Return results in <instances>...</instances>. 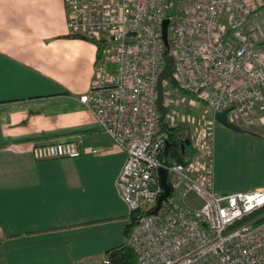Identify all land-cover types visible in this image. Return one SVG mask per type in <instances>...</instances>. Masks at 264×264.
I'll list each match as a JSON object with an SVG mask.
<instances>
[{"label":"built area","instance_id":"2783aa9c","mask_svg":"<svg viewBox=\"0 0 264 264\" xmlns=\"http://www.w3.org/2000/svg\"><path fill=\"white\" fill-rule=\"evenodd\" d=\"M63 1L68 29L97 48L80 100L126 152L116 184L131 212L127 242L137 264H264V186L217 192L212 174L213 113L228 108L238 126L264 118L262 0ZM166 51L177 84L212 111L194 128L186 161L163 153L157 87ZM172 119L168 110L166 121L177 126ZM33 152L65 156L81 147L75 138L35 144ZM160 166L170 190L153 212ZM71 264L112 262L103 254Z\"/></svg>","mask_w":264,"mask_h":264},{"label":"crops","instance_id":"0c3cea01","mask_svg":"<svg viewBox=\"0 0 264 264\" xmlns=\"http://www.w3.org/2000/svg\"><path fill=\"white\" fill-rule=\"evenodd\" d=\"M67 28L63 0H0L3 264H71L127 240L131 212L116 184L126 152L80 100L97 48ZM261 118L240 130L213 122L217 192L264 186ZM75 138L78 154L34 155L35 144Z\"/></svg>","mask_w":264,"mask_h":264},{"label":"trees","instance_id":"16d2710c","mask_svg":"<svg viewBox=\"0 0 264 264\" xmlns=\"http://www.w3.org/2000/svg\"><path fill=\"white\" fill-rule=\"evenodd\" d=\"M77 35V34H75ZM164 67L159 75L158 81V98H157V105L159 110V115L161 118L160 125L161 129L166 132L169 137L170 145L168 149V155L170 158L179 161H186L189 157H184L180 153L179 146H178V137L181 135L183 137L185 132H182L184 126H170L166 121V112L168 111L165 105V97H164V90H163V80H168L169 83L174 86L178 91L187 93L184 91L175 81L173 77V57L170 52L166 51L164 55ZM189 94V93H188ZM131 226V222H129L124 229L125 234L128 235L129 229ZM106 255H108L111 259L112 264H137L136 255L130 246V244L126 241L115 245L105 251Z\"/></svg>","mask_w":264,"mask_h":264},{"label":"rangeland","instance_id":"374dc122","mask_svg":"<svg viewBox=\"0 0 264 264\" xmlns=\"http://www.w3.org/2000/svg\"><path fill=\"white\" fill-rule=\"evenodd\" d=\"M68 31L71 32L69 29ZM77 36L86 38L81 35ZM86 40L89 39L86 38ZM163 90L166 102L165 105L167 104L166 107H168L167 109L169 110V113L174 118L172 121L176 123L177 126H184V129H182V132H185L183 138L189 143L194 128L198 127V125L203 122L207 124L212 115V111L207 104L203 103L196 96L178 91L166 79L163 80ZM181 117H185L186 119H189V121L182 122L180 120ZM216 123L220 124L218 121H216ZM0 264H3L1 257Z\"/></svg>","mask_w":264,"mask_h":264},{"label":"water","instance_id":"95a60500","mask_svg":"<svg viewBox=\"0 0 264 264\" xmlns=\"http://www.w3.org/2000/svg\"><path fill=\"white\" fill-rule=\"evenodd\" d=\"M166 26H167V20L165 19L163 21V30H162V36H163L165 44H167ZM227 110H228V108H224L222 110L215 111L213 113L215 120L220 122L221 124H223L224 126H226L228 128H231L234 130H240L241 129L240 126H238L234 122L229 121L227 119V116H226ZM169 145H170V140H169L168 136H166L165 147H164V151H163L164 154L166 153ZM178 146H179L180 152L182 154L186 153L189 155L191 153V146L189 143H187L185 141V139L183 137L179 139ZM158 175H159V183H160L163 190L160 193V195L158 196L157 204H156V207L153 209V212H156L161 201L166 198V196L170 190L169 184L166 180L167 172H166V168L164 166H160L158 168Z\"/></svg>","mask_w":264,"mask_h":264}]
</instances>
